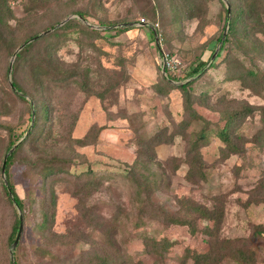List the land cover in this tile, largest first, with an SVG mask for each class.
Masks as SVG:
<instances>
[{"label":"rangeland","instance_id":"374dc122","mask_svg":"<svg viewBox=\"0 0 264 264\" xmlns=\"http://www.w3.org/2000/svg\"><path fill=\"white\" fill-rule=\"evenodd\" d=\"M229 2L234 14L243 7L242 0ZM1 4L0 164L7 154L8 129L18 144L31 130L30 112L38 118L7 172L14 193L30 211L15 248L16 263L107 264L115 251L126 264H193L187 255L207 252L208 239L186 227L165 226V217L180 211L178 199L207 209L221 207L217 231L221 246L244 250L255 264H264V203L259 202L264 197V87L254 93L238 81L226 80L245 69L264 74V14L237 25L236 34L219 51L225 0ZM255 27L263 32H253ZM118 29L127 30L116 33ZM33 35L38 38L30 42L31 48L15 59L14 52ZM52 48V60L69 75L59 88L62 84H54L50 77H30L32 67L40 64L45 69V53ZM163 52L177 60L168 84L159 68ZM198 61L205 66L188 78ZM10 81L24 92L23 100L10 89ZM186 82L192 83L193 109L212 133L199 151L205 180L192 183L184 177L188 142L172 136L183 117L182 97L169 89ZM201 93L208 97L207 107L196 104ZM41 104L47 106L44 118L39 115ZM244 104L253 112L238 124L235 136L241 152L228 156L213 134L224 112ZM203 125L193 121L191 131ZM136 150L147 172L164 182L148 200L137 195L126 178ZM50 159L58 160L59 167L46 176L39 160ZM63 166L65 172H56ZM84 174L98 187L77 193ZM142 203L150 205L146 215L137 211ZM152 210L159 217L150 218ZM43 213L47 226L40 231ZM16 215L0 189V264H10L8 241ZM89 219L101 226H91ZM111 225L118 227L110 230ZM196 225L201 229L204 222ZM257 231L261 235L256 236ZM156 240L169 244L160 257L147 253ZM229 256L221 251L217 264H236Z\"/></svg>","mask_w":264,"mask_h":264},{"label":"trees","instance_id":"16d2710c","mask_svg":"<svg viewBox=\"0 0 264 264\" xmlns=\"http://www.w3.org/2000/svg\"><path fill=\"white\" fill-rule=\"evenodd\" d=\"M225 1H227L228 3L229 11L227 13V8L224 11L225 16L223 20V27H225L224 28L225 35L222 37L223 32H224L223 30L220 37L217 38L218 44L220 43L219 51L223 49L224 44L228 40V37L230 35L232 36L236 34L237 28H238L237 25L247 24L246 22H248L249 20L257 21V18L259 17L260 13L264 14V0H242L243 7L240 6V8L235 14L232 13V8H231V4L229 0H225ZM3 2H5V0H0V5H1L0 8L2 9H4V6L1 4ZM257 25L259 24H256L255 26ZM126 30L127 29H118L116 33L125 32ZM252 30L253 32H257V33L263 32V30L258 29L256 27L253 28ZM244 36L246 37L247 35L245 34ZM37 38L38 36L33 35L28 40H24L20 45V47L22 45L23 47L19 50L18 53L15 54L16 56L14 55L13 57L17 59L18 57H21L22 55H24L31 48L30 42H32L33 40ZM54 50L53 48L50 50H46L45 54L47 55V62L45 64V69H43L40 66V64L32 67L33 70L30 71V77L34 80H37L38 78L43 79L46 77H50L54 81V84H56V82L59 84L60 83L62 84L57 87L59 88L61 86H65L66 84L65 82L69 78V75H67L66 72L62 71L58 67V65L52 60L51 56ZM205 64L206 63L198 61L196 65H194V67L189 71L187 75L188 78H192L193 76L200 73L201 69H203ZM36 70H37V73H35ZM71 76H74V75L72 74ZM162 78L164 81H166V84H168L169 82H173L172 76L170 75L166 74ZM226 80L227 81H231V80L238 81L244 89H248L254 93H258V91L264 87V74L255 72L251 69H245L242 72L235 71L229 74ZM191 84L192 83H189V82L180 83L175 87L173 86L170 87L169 89L178 90L182 97L183 117L181 121L177 124L178 125L177 131L172 136L181 137L182 140H187L188 142V147L185 152L184 161H183L184 165L186 166L184 177L186 181L192 183V182L205 180V173L203 169L202 158H201L199 151L201 148L205 147L208 144L209 138L212 133H208L205 121L196 113V111L192 107L195 102L194 101L195 98H193L189 92V88ZM9 87L13 92L19 95V98L21 100L25 98L26 95L24 94V92H22L20 87L14 81L9 82ZM196 99L198 100L196 104L201 105L203 107L205 106L207 107L208 97L206 93L199 94L198 96H196ZM31 102H33V106H34V101L31 100ZM31 102L29 103L31 104ZM252 112H253V108L249 105L244 104V105L239 106L235 110H231V111L223 113L221 117L222 124L215 129V132L213 135L223 145L221 149L228 156L238 154L239 152H241L240 151L241 149L237 146L239 137L235 136L236 131L238 129V124L242 121V119L250 116ZM47 113H48L47 106L45 104L43 105L41 104V106H39V115H42L44 118ZM37 119L38 118H37L36 113L31 111L29 115V127L31 130L29 129L30 132L29 131H26L27 133L25 132V137L32 135L36 127ZM193 121H201V122L203 121L204 125L199 131L192 132L190 128V124ZM11 131L12 129H8L9 141H8V146L6 147L7 154L4 156L5 162H4L3 176L0 173V175L3 178L2 181L0 182V189L4 195L5 201L13 209L14 212L15 211L18 212V215H16V217L14 218V222L11 227V232H10L9 241H8L10 245H12L16 237L19 224L21 223V227H22L23 220L29 211L28 207L25 206V204L16 196V194L13 191L11 183L8 182V179H7V172L12 162L13 155L15 151L22 146V144L27 138L26 137L21 142L16 144L17 139L13 138V135L10 137ZM85 144L86 143H82V142L79 143V145L81 146ZM11 149L12 151L10 152V154H8V152ZM137 151L138 150H136V155H135L133 162L129 166V170L127 171L128 177L126 178L130 182H132V184H134V186L137 188V191H136L137 195L142 194L144 196V200H148L149 196L155 190L160 189V186H163L164 182L161 181L160 178H157L154 173L149 174V172H147V169L144 166V162H141L142 161V159L140 158L141 155L137 154ZM143 160H144V156H143ZM57 161L58 160L56 159H50V160H45V161L39 160V162H42V166H43L40 168V171H42V173L45 174L46 176L55 173V170L57 167L55 163ZM1 164H0V168H1ZM66 168L67 167L63 166V169L61 168L59 169L60 171L58 170L56 172H65ZM89 175H91V173H89ZM46 176L44 178H46ZM82 184H83V187L78 185V188H80L81 190L78 189L77 193H80L86 187H89V188L95 187L96 189L98 187V184L96 183L95 185V182H93L91 178H88V176L85 174H84V178L82 179ZM263 198L259 202L264 203ZM177 204L180 205L179 213L175 216H166L165 226L186 227L189 233L191 234L200 233L201 235L206 236L208 239L207 240V245H208L207 252H204L201 254L191 253L190 255H187V258L191 259L193 261V264H217L221 257V251H227L228 254H230L229 258L232 259L236 264H255L251 253H247L244 250H237L232 247L230 248L229 246L228 248L224 246L222 247L221 246L222 243L220 244V242H218L217 231H218L219 225L221 223V218H222V208L221 207L213 206L211 209H207L199 205H194L193 203H190L189 201L184 202V201H179L178 199H177ZM148 208H150V205H148L147 203L146 204L142 203L137 208V211L141 215H146ZM152 211L153 213L151 214L153 215L149 216L150 218H152L153 216H157L155 215L157 211L155 210H152ZM197 221L204 222V227H202L201 229H198L196 225ZM89 222L91 226L93 225L96 228H99L101 226V223L99 222L94 223V219H89ZM46 226H47V215L46 213H43L41 217V221L38 225V229L40 231H44ZM117 227L118 225H111L109 228L110 230H114ZM261 233H262L261 231H257L255 235L259 236L261 235ZM167 242H168L167 240H162L160 242L159 240H156V243H152V245L150 246L151 248H149L147 253L150 254L151 256L154 255L156 257H160L163 251H165L166 248L169 246ZM15 248L16 246L14 247L13 250L10 248V251H9V263L10 264H18L15 262V259H14ZM115 263L126 264V261L120 262L119 256L114 251L113 256L111 257V259L109 260V263L107 264H115ZM127 264H130V263L127 262ZM135 264H140V263H135Z\"/></svg>","mask_w":264,"mask_h":264},{"label":"built area","instance_id":"2783aa9c","mask_svg":"<svg viewBox=\"0 0 264 264\" xmlns=\"http://www.w3.org/2000/svg\"><path fill=\"white\" fill-rule=\"evenodd\" d=\"M141 23H143V21H141ZM159 68L163 75L167 74L173 76L177 70V60L169 53L163 52L159 56Z\"/></svg>","mask_w":264,"mask_h":264},{"label":"water","instance_id":"95a60500","mask_svg":"<svg viewBox=\"0 0 264 264\" xmlns=\"http://www.w3.org/2000/svg\"><path fill=\"white\" fill-rule=\"evenodd\" d=\"M226 8H227V13H228V11H229V9H228V7L226 6ZM63 23V22H62ZM61 23V24H62ZM61 24H59V25H57V26H60ZM47 32H45V33H43L42 35H44V34H46ZM225 35V30H224V32H223V35H222V37ZM220 44V43H219ZM23 47V45L20 47V48H18L17 50H16V52H14V54H13V56L21 49ZM214 56V55H213ZM212 56V57H213ZM212 57H211V59H212ZM9 69H10V65H9ZM12 151V149L8 152V154H10V152ZM4 162H5V158L3 159V161H2V164H1V168H0V173H1V175L3 176V172H4ZM20 233H21V223L19 224V226H18V231H17V234H16V237H15V239H14V241H13V243H12V245H11V249L13 250L14 249V247L16 246V244H17V242H18V239H19V236H20ZM11 255V254H10Z\"/></svg>","mask_w":264,"mask_h":264}]
</instances>
